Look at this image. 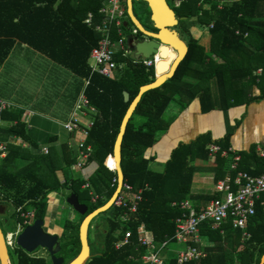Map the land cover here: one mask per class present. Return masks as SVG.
I'll return each instance as SVG.
<instances>
[{
  "label": "trees",
  "instance_id": "trees-1",
  "mask_svg": "<svg viewBox=\"0 0 264 264\" xmlns=\"http://www.w3.org/2000/svg\"><path fill=\"white\" fill-rule=\"evenodd\" d=\"M179 1L181 4L177 10L180 17H186L197 26L209 30L211 54L208 56L196 40L190 39L188 53L173 78L142 96L123 138L121 168L125 184L135 190L148 189L144 190L138 211L130 222L122 223L120 220L124 211L121 208L113 206L103 213L111 216L104 250L102 254L91 258L88 264H139L145 253V248L138 241L137 230L141 225L153 234L158 245L174 237L175 220L182 211L173 204H180L190 198L195 173L190 162L208 159L209 141L201 138L190 145H182L173 152L163 172L151 170L149 164L153 160L145 154L154 146L157 134L169 127V122L164 120L169 103L176 96L181 103H190L200 97L205 110L216 109L218 105L212 101L211 90V83L216 80L220 89V105L227 109L236 103V100L230 103L229 96L235 94L237 82L250 78L255 81L250 65L254 54L246 48L249 38L245 36L249 33L257 37L260 43L264 42V0ZM104 2L0 0V68L16 44L26 45L87 80L85 94L98 112L87 141V145L92 147L88 163L96 162L98 169L88 181L82 177L65 176L64 182H61L58 171L66 170L68 176V170L71 171L77 162L70 148L62 154L63 166H59V158L53 154L37 156L22 147L9 148L7 157L0 163V204L14 208L16 223L23 221L17 212L19 208L22 211H34L36 220H45L49 195L60 189H70L72 194H76L79 202L88 207L87 214L105 205L117 189L118 176L113 153L123 118L140 88L153 83L156 76L155 68L146 67L137 60L134 62L133 57L121 56H117L116 61L119 65H125L118 69L117 78L108 79L91 73L89 59L100 40V34L89 27L85 20L92 13L98 22ZM124 6L127 8L126 0ZM207 6L209 8H205ZM188 29L184 27L185 32ZM244 49L248 50L249 60L242 55ZM170 62L167 61V65ZM125 92L130 95L129 102H125ZM21 116V112L16 114L10 110L3 114L4 120L17 121L9 133L25 139V125ZM136 118H143L144 122L139 124ZM215 143L222 150L230 147L228 138ZM251 153L249 161L254 162L253 169L250 166L245 168L241 161L239 170L257 177L264 173V161L257 157L255 151ZM233 157L232 153L224 158L220 155L216 157L218 172H223L217 179H224L226 174L235 177L236 172L231 171L229 165ZM23 161L27 163L21 166ZM87 182L89 188H83ZM220 196L218 194L212 198ZM95 197L97 199L94 201ZM79 217L76 224L66 218L63 220L64 232L60 237L62 250L58 256L63 257L66 264L76 258L81 250L79 229L85 216ZM222 230L223 233L221 229L214 230L203 225L200 228L201 237L215 242L216 246L207 249L205 257L185 264H235V260L238 264H260L264 256V212L260 203H257L256 214L247 224L249 238H244L243 231L234 229L230 222ZM127 231L132 232L129 244L115 249V243ZM16 256V264H48L45 259L32 257L22 249L16 250ZM169 264H177V258Z\"/></svg>",
  "mask_w": 264,
  "mask_h": 264
},
{
  "label": "crops",
  "instance_id": "crops-1",
  "mask_svg": "<svg viewBox=\"0 0 264 264\" xmlns=\"http://www.w3.org/2000/svg\"><path fill=\"white\" fill-rule=\"evenodd\" d=\"M179 6H176L175 4L176 9ZM205 8H209V6ZM127 11L128 9L125 8V18L123 20L124 32L129 31L130 25H132L131 31L134 28L138 30L129 18ZM181 18L185 19L181 20L179 27L175 29L179 32L180 39L187 45L189 44L190 39L196 40L209 56V54H211V34L209 30L207 28L197 26L192 22V20H189L186 17ZM187 20H189L192 24L188 26V32H185V26H181V24ZM202 29L208 30L209 33H204ZM141 36L143 37L140 38ZM113 37L116 39L115 32L113 33ZM130 37L133 38V42L129 45L128 38L126 37V45L128 52L131 54L126 57H133L134 62H137L133 48L136 44V40H142L145 36L139 32L138 36L130 34ZM245 37L249 38L248 46H246V48L252 51V55L254 54L250 60V65L251 68H253L254 75L256 77L255 81L250 78L237 82L238 85L234 91L235 94H233V96H229L231 97L230 103H233L235 100L236 103L227 109L221 107L220 105V89L216 80L211 83L212 101L218 105L216 109L205 110V106L200 97L195 98L190 103H181L178 101L179 97L176 96L175 99L169 103L164 114V120L169 122V127L157 134L154 146L146 151V157L153 160L149 164L151 170L158 173L163 172L165 164L171 159L173 152L177 148L182 145H190L201 138L205 141L208 140L209 142H212H210L211 144L209 142L207 143L209 144L207 146L208 150L210 145L217 144L215 142L223 141L228 138L230 145L229 148L241 156V164L245 168L250 166L249 168L253 169L254 167V162L249 161V155L252 154L251 152L255 151L257 157L261 158L259 150L264 149V42L260 43V40L257 37L250 35L249 33L246 34ZM247 51L248 50L244 49L242 55L245 56L244 58L249 60V54ZM30 52H36L42 56L41 58L43 59H40V57ZM15 55H18L20 58H14ZM28 55L31 59L30 66L28 64L21 65L20 59H26ZM119 56L122 57L120 54ZM212 57L216 59V61H219V59L215 56ZM245 63L247 64V61ZM124 65L125 64L122 63L121 68ZM33 68L45 70V75L42 74L43 78L38 83H35L34 81L38 78L36 77L37 72L33 71ZM153 68H155L156 76V66H153ZM29 72L32 73V76L29 74L26 75V73ZM117 73L113 79L117 78ZM54 78L60 82V86H58V88L61 89L60 94L58 96L55 95V99H50L54 96L53 93L52 96L50 94L49 96L43 97L45 89L48 87L45 86V83L49 85V79ZM190 81L196 82L194 79H190ZM85 87L86 80L78 77L72 71L51 61L46 56L26 45L16 44L9 57L0 68V97L12 104V108L10 109L11 113H22L21 121L25 125V139L9 133L10 128L15 126L17 121L5 120L2 138L8 145V152L11 146L28 149L37 156L45 154L43 151L47 150L48 154H53L54 157L57 156L60 161L59 166H63V152L67 151L68 148L72 149L74 152L73 142L75 143L72 135L67 132L64 125L69 122L77 99L84 92ZM57 93L58 90H56V94ZM136 121L139 124H142L144 119L136 118ZM230 162L229 165L231 164ZM25 163L27 162H21V166L26 165ZM190 165L195 168V173L191 183V191L189 195L190 200H188L192 203V205L198 208L197 210H201L213 200L212 197L219 194L217 192V185L223 178L217 179V177L221 176L223 172H218L217 160L216 158H212L210 154L207 160H191ZM86 167L87 168L83 170V172L80 171L78 174L88 181L98 169V164L96 162L87 163ZM76 172L79 171L71 170V173ZM58 175L61 182H64L65 178H68L69 176H67L62 170L58 171ZM227 176H229V174H226L225 178ZM138 190H142V188ZM57 193L58 192L49 195L48 213L47 217L43 221L45 232L51 235L59 236L60 242V237L63 234V227H61L59 221L62 223L64 218H66L70 222L76 224L79 220L75 218L74 214H69V212L66 216H62V213L60 212V208H63L62 202H60V196ZM122 215L120 216V220ZM109 220L110 218H108V225ZM17 224L18 223H16V225ZM101 224H96L94 226V230L96 232L103 228L106 235L108 229L105 228L107 226L105 224H103L104 226ZM89 232L90 231L88 230V242L90 245ZM201 246L203 251L206 252L207 249H214L216 244L215 242L208 240L206 237H201ZM182 248V245L170 243L162 254L164 264H169L172 260H176L178 252ZM102 250H104V244ZM144 252L145 253L143 255L148 252V249L145 248ZM100 254H102V252H96V254H92V258ZM235 264H238L236 260Z\"/></svg>",
  "mask_w": 264,
  "mask_h": 264
},
{
  "label": "built area",
  "instance_id": "built-area-1",
  "mask_svg": "<svg viewBox=\"0 0 264 264\" xmlns=\"http://www.w3.org/2000/svg\"><path fill=\"white\" fill-rule=\"evenodd\" d=\"M180 3V1H176L175 4L179 6ZM99 15L100 20L98 22L92 13L88 14L85 20L89 27L100 34V40L91 52L89 67L92 74L96 73L104 78L112 79L118 69L121 68V65L116 61L117 56L120 54L122 57H126L131 54L127 50V40L123 29L125 18L123 0H106L99 11ZM114 32L116 39L113 37ZM131 35L138 36L139 31L134 28ZM136 60L142 62L146 67H153L162 59L155 54L149 59H140L136 56ZM87 84L88 81L86 80ZM11 108L12 104L0 97V163L8 155V145L2 138L5 126L3 114ZM97 114L96 108L92 106L84 90L77 99L69 122L64 125L78 147L77 162L72 166L73 171H81L91 157L92 147L87 145V141ZM43 152L48 154L47 150ZM230 153L234 154L230 169L236 172V175L235 177L229 175L218 183L217 192L221 195L219 198L213 199L201 210H197L189 200L173 205L179 207L182 214L175 220L176 231L171 240L158 245L153 235L146 230L144 225L138 227L139 244L148 249L139 264H164L162 254L171 242L183 246L178 252L177 264H185L205 257L200 234V228L203 225H208L214 230L221 229L223 233V225L230 222L234 229L243 231L244 238H249L247 224L249 219L256 214L257 203H260L264 212V173L255 177L248 172L241 171L239 170L241 156L231 148L222 150L216 144L209 146V154L212 158H216L218 155L224 158ZM259 155L264 161V149L259 150ZM84 188H89V184L87 183ZM143 192V189L135 190L132 186L124 183L113 205L124 210L121 217L122 222H130L137 213ZM96 199V197L93 198L94 201ZM17 212L20 213L23 221L4 235L8 251L19 248L17 246L18 236L26 227L33 225L35 221L34 211H22V208H19ZM131 237L132 232L127 231L124 237L115 244V248L119 249L128 245Z\"/></svg>",
  "mask_w": 264,
  "mask_h": 264
},
{
  "label": "water",
  "instance_id": "water-1",
  "mask_svg": "<svg viewBox=\"0 0 264 264\" xmlns=\"http://www.w3.org/2000/svg\"><path fill=\"white\" fill-rule=\"evenodd\" d=\"M136 1H143L147 3L149 9L152 13V22L154 23V28L158 30V33H153L147 31L142 24L138 21L134 14L133 3ZM128 16L133 22V24L138 28L139 32L145 36L147 39L136 40L134 46V53L136 56L142 59H149L152 55L157 54L162 48H172L176 53V57L172 63L168 66L165 61L159 62L156 65V80L148 85L140 88L137 97L133 100L129 106L114 145L113 158L116 163V171L118 176V186L111 197V199L102 207L96 209L95 211L88 213V207L79 202L76 194H71L66 203L71 206L78 214L85 216L79 229V240L81 244L80 253L76 258L67 264H88L89 260L92 258L91 248L88 242V230L91 222L96 219L99 215L110 210L115 200L117 199L119 193L124 185V175L121 168L122 159V142L124 135L126 133L127 125L137 108L142 96L150 91L161 87L169 79H171L180 63L184 60L188 53V45L182 41L179 37V32L174 28L179 25V21L185 18L177 19L173 10L169 8L167 0H127ZM162 60L164 59L161 57ZM125 102L130 101V95L124 93ZM73 150L75 156H77L78 147L73 142ZM6 207L0 205V214H4ZM44 221L37 219L34 221L33 225L26 227L22 233L17 238V246L24 250L28 254H33L38 249H46L51 257L52 264H66L63 257L58 255L61 253L62 247L59 242V236L51 235L44 231ZM0 263L1 264H11V258L6 246L5 237L0 227ZM260 264H264V256L261 259Z\"/></svg>",
  "mask_w": 264,
  "mask_h": 264
},
{
  "label": "rangeland",
  "instance_id": "rangeland-1",
  "mask_svg": "<svg viewBox=\"0 0 264 264\" xmlns=\"http://www.w3.org/2000/svg\"><path fill=\"white\" fill-rule=\"evenodd\" d=\"M135 5L136 6L139 5V2L136 1L135 2ZM170 6L175 11H177V13H178V10L175 9V5L171 1H170ZM142 19H143V22H144V25H145L144 28L147 31L152 32L153 31V27L151 26V24L146 21L145 17L142 18ZM191 24L192 23L189 20H187L186 22H183L181 24V26H185L186 28H188V26L191 25ZM131 26L132 25H130L129 31H125V36L128 38L129 45H131L132 42H133V38L130 37V34H131ZM202 31L204 33H209L208 30L202 29ZM237 34H239V32H237ZM142 37L143 36H141L140 38H142ZM183 38L185 39L184 36H183ZM30 53H34L35 55H37L38 57H40V59H43V58H41L42 56H40L36 52H30ZM12 58H13V56H12ZM14 58L19 59L20 57L18 55H15ZM30 60H31L30 59V56L28 55V57L26 59L25 58L24 59H20V64L21 65H27L28 64L30 66V64H31ZM45 61H47V60H45ZM33 71L37 72L36 77L38 79L37 80H34V81H35V83H38L43 78L42 74L45 75L44 74L45 70L44 69L39 70V69L33 68ZM27 74H29V75L32 76V73L31 72L26 73V75ZM40 74H41V76H40ZM45 86H48V87L45 89V92L43 94V97L49 96L50 94L52 96V93H53L54 96L52 98H50V99H55L56 96H58L60 94V90L61 89L58 88V86H60V82H58L55 78L54 79H49V85H47L45 83ZM56 90H58V93L57 94H56ZM86 168L87 167L85 166L81 170V172H83V170H85ZM63 171L65 172L66 170H63ZM78 173H80V171L79 172H76V173H71V171L69 173V171H68V175H69L68 177L79 178V177H81V175L78 174ZM57 194L60 196V202H62V207L63 208H60V212L62 213V216H66V214L69 212V214L70 213L74 214V216H75V218H77V220H80L79 214L71 206H69L66 203L67 198L72 194L71 190L70 189H68V190L67 189H63V190L60 189V191H58ZM108 218H111L110 214H102V215L98 216L91 223V226H90V229H89V231H90L89 232V241H90V245H91L92 254H96V252H98V253L99 252H103L102 247H103L104 240H105L104 229L102 228L100 231H96L95 232L94 226L96 224H101L102 223L101 225L105 224L107 226L105 229H108ZM59 224L61 225V227H64L63 222L61 223L59 221ZM15 225H16V221H15V215H14V208L11 205H8L7 206V210L5 211V213L4 214H0V227L2 229L3 234L6 235L8 232L12 231L15 228ZM44 231H45V227H44ZM63 232H64V228H63ZM60 243H62V240L61 239H60ZM19 249H21V248H18V251H19ZM9 254H10L11 261H12L11 263L12 264L13 263L16 264V257H17L16 256V250H9ZM31 255H32V257H35V258H43V259H45L48 262V264H50V262H51V258L49 256V254L44 249H38L36 252H34ZM68 262H70V261H67V263Z\"/></svg>",
  "mask_w": 264,
  "mask_h": 264
},
{
  "label": "flooded vegetation",
  "instance_id": "flooded-vegetation-1",
  "mask_svg": "<svg viewBox=\"0 0 264 264\" xmlns=\"http://www.w3.org/2000/svg\"><path fill=\"white\" fill-rule=\"evenodd\" d=\"M170 1L173 2V4L175 5V1L176 0H167V4L169 6V8H171L176 16L177 19H180L181 17L178 15L177 11H175L171 6H170ZM138 2V1H137ZM176 9V8H175ZM134 12H135V16L138 19V21L142 24V26L144 27V22L143 19L145 17L146 21L149 22L151 24V26L153 27V33H158L159 31L156 30L154 28V23L152 22V13L151 10L149 9L147 3L143 2V1H139V5H135L134 3ZM181 20L179 21L180 24ZM178 26H176V28H178ZM174 28V29H176ZM46 250V249H44ZM47 251V250H46ZM48 253V251H47ZM49 254V253H48ZM50 256V255H49ZM50 264H52V262H50Z\"/></svg>",
  "mask_w": 264,
  "mask_h": 264
},
{
  "label": "bare ground",
  "instance_id": "bare-ground-1",
  "mask_svg": "<svg viewBox=\"0 0 264 264\" xmlns=\"http://www.w3.org/2000/svg\"><path fill=\"white\" fill-rule=\"evenodd\" d=\"M172 54V55H171ZM174 54V55H173ZM157 55L161 58L163 57L164 59L162 61H169L171 60L170 64L172 63V61L174 60V58L176 57V53L172 50V48L166 49V48H162V50H159V52L157 53ZM161 61V62H162ZM169 64V65H170ZM168 65V66H169ZM114 164H115V168H116V163L114 160Z\"/></svg>",
  "mask_w": 264,
  "mask_h": 264
}]
</instances>
